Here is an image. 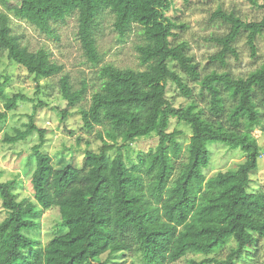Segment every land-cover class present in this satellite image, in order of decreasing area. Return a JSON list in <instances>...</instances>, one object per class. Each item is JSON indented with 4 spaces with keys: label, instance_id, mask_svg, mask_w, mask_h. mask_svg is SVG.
<instances>
[{
    "label": "trees",
    "instance_id": "1",
    "mask_svg": "<svg viewBox=\"0 0 264 264\" xmlns=\"http://www.w3.org/2000/svg\"><path fill=\"white\" fill-rule=\"evenodd\" d=\"M9 1L19 3L7 6L17 19L48 35L53 33L54 22L78 13V36L85 56L94 65L101 61L95 36L97 18L109 10L120 36L130 34L135 25L141 28L144 43L138 52L146 70H121L113 65L100 69L102 83L92 94L89 109L82 111L83 124L88 130L105 123L107 128L99 134L103 142L100 152L87 150L82 168L69 164L55 176L41 155V146H36L33 200L19 201L16 182L0 181V200L6 213L0 223V264H109V260L101 262L107 253L109 259L132 253L140 255L143 264H167L187 254L221 250L234 237L239 247L226 260L206 258L191 264H237L248 248L259 243L264 260V194L250 192L251 173L261 157L251 133L260 125L255 96L261 93L264 101V64L247 78L207 76L203 85L212 96L213 116L208 117L192 107L176 108L167 98L170 82L185 96L191 95L169 67L170 61L178 62L189 76H198L185 55V45L175 47L170 42L177 27L167 16L172 0H2L5 5ZM215 17L229 25L226 34L210 38L222 46L215 59L223 62L228 54L237 58L234 45L244 33L252 56L258 54L256 41L264 31V19L247 23L223 12ZM4 54L36 82L63 70L46 50L30 52L22 47L12 34L10 15L0 9V55ZM217 85L236 100L231 126L223 121ZM60 89L63 99L73 106L87 95L88 83L83 81L75 89L65 75L60 79ZM26 100L20 94L7 98L0 86V134L8 112ZM34 118L26 131L6 136L5 142L15 144L32 135L37 129ZM172 118L189 124L193 131L188 163L174 181V160L180 157L182 146L176 138L178 133L168 132ZM152 133L159 140L156 152L148 161L140 158L138 165L128 169L122 150ZM219 142L240 149L245 161L234 171L206 178L204 170L211 159L208 145ZM115 149L118 152L112 158L109 153ZM142 171L151 177L149 185ZM56 200L62 219L60 233L43 249L38 248L30 234L39 229L42 212L52 208Z\"/></svg>",
    "mask_w": 264,
    "mask_h": 264
},
{
    "label": "rangeland",
    "instance_id": "2",
    "mask_svg": "<svg viewBox=\"0 0 264 264\" xmlns=\"http://www.w3.org/2000/svg\"><path fill=\"white\" fill-rule=\"evenodd\" d=\"M18 1H9L5 5L0 0V9L8 12L11 18L12 34L18 37L22 47L30 52L46 50L52 62L62 66L58 75L36 82L34 76L29 75L22 67L12 62L6 54L0 55V86L4 87L7 98L20 94L27 100L19 102L14 111L8 112L0 134V181H15V193L19 201L34 199L32 175L37 166L34 148L41 146L40 152L44 160L50 165L56 176L64 167L72 164L82 168L85 152L91 150L100 152L103 142L99 134H104L107 124L95 125L91 130L84 127L82 111L91 104V96L99 90L102 80L100 69L105 65H113L118 69L146 70L139 59L138 47L144 43L141 28L134 26L130 34L120 36L114 27L115 17L105 11L97 18L95 36L97 52L101 57L99 64L94 65L84 53L78 36V13L67 17L63 21L53 23V33L48 35L31 24L17 19L7 6L18 5ZM219 12L234 15L244 22H261L264 19V0H172V7L167 12L177 25L170 38L172 46L185 45V55L195 67L197 77L187 74L176 61H170L169 67L180 76L184 84L191 90L190 96H185L176 84L170 82L167 87V98L176 108H190L202 111L205 116H212V96L203 83L207 76L227 74L231 78H247L264 64V31L257 37V55L252 56L247 43V34H243L235 43L238 52L236 58L228 54L224 61L215 59L222 46L210 41L229 31V25L220 17ZM69 76L75 89L81 87L83 81L88 83V93L76 105H69L62 97L60 79ZM221 91V106L223 121L231 126L230 116L236 100L222 85H217ZM255 102L259 109L260 125L254 127L251 135L256 139L261 151L258 167L251 173L250 192L264 194V101L261 93L257 92ZM36 110V111H35ZM37 129L27 139L15 144L5 142L6 136L15 137L18 131H26L32 118ZM43 132V138L42 133ZM168 132H177V141L182 146L178 159L174 160L175 171L173 181L181 174L188 163V147L192 137L189 124L176 118L170 120ZM159 140L155 133L136 139L122 150L128 169L140 163V158L148 161L156 152ZM210 164L204 170L206 178L219 173L234 171L245 161V155L240 149H232L224 143L208 145ZM115 149L109 153L113 158L117 155ZM141 170H144L142 167ZM146 184L151 182L148 175L142 171ZM54 185V182H53ZM6 213L0 200V223ZM62 219L57 205L44 210L39 219V229L31 232L37 240V247L44 248L49 241L60 233ZM239 247L234 237L223 249L211 254H187L175 263L191 264L206 258L226 260L228 255ZM237 264H264L260 243L247 249ZM109 260V264H143L140 255L126 253L109 259L108 253L101 257V262Z\"/></svg>",
    "mask_w": 264,
    "mask_h": 264
}]
</instances>
